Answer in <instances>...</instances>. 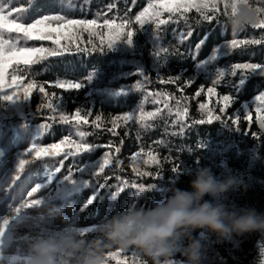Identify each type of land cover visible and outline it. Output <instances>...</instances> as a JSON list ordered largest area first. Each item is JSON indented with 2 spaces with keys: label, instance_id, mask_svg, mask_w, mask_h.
I'll use <instances>...</instances> for the list:
<instances>
[{
  "label": "trees",
  "instance_id": "16d2710c",
  "mask_svg": "<svg viewBox=\"0 0 264 264\" xmlns=\"http://www.w3.org/2000/svg\"><path fill=\"white\" fill-rule=\"evenodd\" d=\"M153 0H15L12 6L30 9L26 13L25 22H31L44 15H65L68 19H96L103 25L105 18L114 19L120 23L119 17L127 16L132 21L134 34L131 42L126 36L113 42L107 47V29L101 28L104 33L105 43H101L100 36L90 37L87 32L81 34L80 41L71 45V51L57 57H50L48 61L40 65L32 66L27 71L17 75H23L27 83L36 80L44 83L46 90L55 92L59 97L57 107L73 113L76 109L92 112L88 118L89 124L77 128L74 125H63L52 120H46L50 115L46 110L40 112L38 105L43 102V94L34 91L29 98L16 97L13 100L0 99V183L3 190L0 191V219L10 218L26 200L27 192L36 183H46V172L60 166V157H45L39 161H33L25 165V170L20 173V179L12 184L11 177L16 175V165L20 158L32 160V156H22L31 147L33 142L41 146L58 143L65 136L71 135L73 140H80L78 132L88 133L83 139L89 144H107L113 142L121 146L119 157L124 161V171L117 172L129 182L142 183L145 186L154 184L141 198L136 189L128 187L115 200L109 199V189L99 192L95 203L86 211L80 212V207L92 194L93 189L81 188L78 192H71L63 199H69L73 210L66 215L70 220L61 224L57 221L49 225L45 222L38 224L24 223L17 226L15 235L28 237L35 235L46 227H92L108 216L117 208L127 207L130 201H138L145 207L165 199L171 195L173 187L190 190V181L200 167H208L219 179L231 175L238 181V186L225 193V203L234 202L238 208H252L258 213H264V132L255 121V97L259 91H264V75L252 73L237 90L235 85L241 78L238 73L231 75V66L235 63L261 62L264 63V45H252L240 47L229 51L226 41L233 38L251 39L264 36V29H253L248 26L242 31L233 33L225 26L227 16L221 14L217 21L211 23L202 21L195 9L187 13L185 21L181 17H174L175 22L163 25L160 30L154 23L147 22L143 25L135 21L138 15ZM256 6H264L260 0H251ZM12 3V0H9ZM110 4L116 7L108 10ZM222 7V6H221ZM169 14L164 13L161 19H168ZM197 21H200L197 23ZM191 30L192 36L181 41L180 33ZM176 33V34H175ZM204 45L196 51V45L202 40ZM97 46L96 51L78 52L76 47L91 49L92 44ZM40 46V42H29L28 46ZM46 47H54L51 42H44ZM161 48H167V53H159ZM102 49V50H101ZM179 49L181 54L173 52ZM173 51V52H172ZM215 51V59H212ZM224 69L226 75L217 85L218 95L231 94L235 101L228 109V114H240L243 116L245 106L252 110V123L249 125L243 119L240 120L239 129L231 125V122L214 121L210 123L194 124V120L202 118L199 104L208 103L215 108L218 96L209 98L206 95L207 87L212 86L211 81L216 78V70ZM11 72V70H10ZM149 77L144 82L143 78ZM169 77L179 79L174 84L160 83V79ZM11 80V75L8 77ZM75 81L81 84L80 88L63 90L54 87L55 81ZM187 80L193 83L189 86ZM137 81L144 83L141 90L135 89ZM205 88V94L199 97L195 93L201 86ZM184 91L180 92L179 89ZM150 93H162L164 95L151 96ZM171 96L172 99H166ZM188 100L177 101L181 97ZM172 108V113L164 107V103ZM186 105L189 108L188 117L183 121L184 132L182 135H173L179 132L180 125H173L177 119L176 109L181 110ZM141 107L145 113L154 112L157 108L161 113L147 123L150 127L143 128L137 121L128 122L127 126H119L114 136L105 131L112 127L111 118L115 115H123L132 112L140 115ZM96 115H101L103 125L101 129H95L91 121ZM227 118V117H225ZM48 123L51 127L42 131L39 125ZM122 125L123 122L121 121ZM258 133L259 135H256ZM163 141V143H157ZM143 147L145 151L153 150L160 159V166L144 165L142 169L153 172L152 177L136 178L131 172L129 157L132 153ZM107 149H97L90 154L77 157H69L64 160L61 173L58 178L67 174V170L86 165H94ZM168 159H165V158ZM146 158V157H145ZM174 161L179 164V171H172ZM161 174L156 177L155 173ZM111 176L112 170H106ZM76 173V178H80ZM86 178L88 173L83 174ZM102 182V181H100ZM116 180H109V184H115ZM55 184L34 194L33 198L47 197L53 192ZM212 200V197L205 196ZM44 206L26 210L30 216H41ZM80 232V231H79ZM91 238L93 233H85ZM205 245L202 264H261L264 259V234L259 231L232 234L218 239L215 233L207 230H196L192 233ZM27 240L20 246L25 251ZM117 251V250H116ZM13 254L7 248L5 255ZM184 257L177 254L173 258L174 264H183ZM152 264L149 257L143 255L135 248L126 249L118 257L110 258V264Z\"/></svg>",
  "mask_w": 264,
  "mask_h": 264
},
{
  "label": "snow or ice",
  "instance_id": "6c2138e0",
  "mask_svg": "<svg viewBox=\"0 0 264 264\" xmlns=\"http://www.w3.org/2000/svg\"><path fill=\"white\" fill-rule=\"evenodd\" d=\"M9 3V0H0V99L13 100L16 97L29 98L33 95L34 91H38L43 94V102L38 105L41 111L46 110L48 114L45 117L46 120H52L63 125H74L79 128L82 125L89 124V117L92 112L87 110L76 109L73 113L62 110L57 107V102L60 96H57L55 92L46 90L44 83H37L36 80H30L27 83L23 80V75H17V72H25L32 66L40 65L45 61H48L50 57H57L65 52L71 51V45L77 44L80 41L81 34L87 32L90 37L100 36L101 43H105L104 33L99 31L101 28L107 29V47H111L113 42L120 40L123 36H126L128 41L131 42V38L134 34V27L132 21L127 16L119 17L120 23H116L114 19L105 18L103 25L97 23L96 19H68L65 15H44L38 19H34L31 22H25L26 13L30 10L24 7H15ZM238 0H153L147 7L143 9L135 17V21L143 25L147 22H152L158 30L163 25L169 22H175L174 17H181L185 21L188 19L187 13L195 9L199 14L202 21L213 22L217 21L218 16L223 14L228 16L235 12L236 4ZM261 4H264V0H260ZM222 6V7H221ZM116 7L115 4H110L108 10L112 11ZM257 20L251 25L253 29H264V6H256ZM164 13H168V19H161ZM200 21H197L199 23ZM176 34V33H175ZM192 36V31L180 33L181 41L186 40ZM40 42V46H28L29 42ZM44 42H51L54 47L44 46ZM92 44V41L89 40ZM205 43L202 39L196 45V51L200 49ZM229 51H233L240 47H247L252 45H264V36L260 38L251 39H236L226 41ZM97 46L92 44L91 49L77 46L76 51H96ZM102 50V49H101ZM169 49L161 48L159 53H167ZM173 52V51H172ZM175 54H181L179 49H176ZM212 59H215V51ZM11 70V72H10ZM240 74L241 78L235 85L238 90L239 86L242 85L248 76L252 73H258L264 75V63L261 62H244L235 63L231 66V75L235 77ZM11 75V80L8 79ZM226 72L224 69L216 70V78L211 81L212 86L207 87L206 95L209 98L218 96L216 101L218 112L215 108L209 107L208 103H200L199 109L202 118L194 120V124L210 123L214 121H223L235 126L239 129L240 120L243 119L249 125L252 121V110L251 108H245L244 114H228V109L232 106L235 101V96L231 94L218 95L217 85L220 84L221 79L224 78ZM158 79H160L158 77ZM179 79L166 78L160 79V83L163 84H174ZM144 82L149 81V77L143 78ZM192 80H187L186 84L191 85ZM54 87L57 89L70 90L81 87V84L75 81L57 80L55 81ZM135 89L141 90L144 88L142 81H137L134 85ZM180 92L184 89L181 87ZM201 94H205V88L202 85L200 89L195 93L196 97ZM151 96L164 95L162 93H150ZM166 99H172L171 96H167ZM255 99V121L259 125V128L264 132V91H259ZM188 97H181V100L177 101V105L181 101H187ZM164 107L168 110V113H172V108L168 105L165 100ZM161 113V109L157 108L154 112L143 111L141 107L140 115L136 116L132 112L124 113L123 115H115L111 118L110 128L104 130L111 133L112 135H118L116 131L119 126H127L130 121H137L141 127L147 128L150 125L147 123L149 119L156 118ZM189 108L185 103L182 110L177 107L176 115L177 119L172 121L173 125H180L179 132L172 133L173 135H182L184 132L183 121L188 117ZM227 117V118H225ZM123 122L121 125L120 122ZM92 126L95 129H101L103 120L101 115H96L91 121ZM51 127L48 123L39 125L40 130L47 131ZM259 135L258 133H255ZM80 140H73L71 135L65 136L58 143L48 144L47 146H41L38 143L33 142L31 147L26 149L22 156H32V160L20 158L16 165V175L11 177L12 184L9 188L20 179V173L25 170V165L31 164L33 161L42 160L45 157H60L63 159L59 161L60 166L55 167L54 170L46 172V183H36L35 186L27 192V197L30 199L26 200L19 207L15 208V213L10 218L4 217L0 219V264H24L25 251L20 246L21 242L28 240V237H20L17 239L15 231L17 226L24 223L38 224L45 222L44 216H30L26 210L35 209L40 206L47 205L50 201L60 200L65 198L71 192H78L81 188L93 189L92 194L86 200V202L80 207L79 211L84 212L90 206H92L97 198L99 192L104 189H109V199L115 200L122 193L126 191L128 187L136 189L138 193L148 191L149 188H154L155 185L151 184L145 186L142 183L129 182V180L122 178L117 172H123L124 168L122 165L124 161L120 159L119 153H121V147L123 140L120 145L117 146L113 142L107 144H89L84 142V137L88 133L80 131L78 132ZM157 143H163L158 141ZM97 149H107L103 152L100 160L94 165H86L84 167L77 168L75 172L72 168L67 170V174L58 178V174L61 173L64 160L69 157H77L83 154H90ZM146 157V158H145ZM165 159H168L167 157ZM131 172L136 178L140 177H152L153 172L142 169L141 162L144 165H156L160 166V159L158 155L151 149L145 151L143 147L139 148L138 151L132 153L129 157ZM173 164L172 171H179V164L174 161H170ZM112 170V175L106 174V170ZM88 173L86 178L83 174ZM76 173L81 174L80 178H76ZM161 174L160 171L155 173L158 177ZM115 179V184H109V180ZM102 181V182H100ZM55 184L53 192L49 193L47 197L33 198L34 194L46 189L50 185ZM3 183H0V191L3 190ZM72 230H77L73 228ZM81 234L92 233L94 231V225L92 227L78 228ZM8 249L13 254L5 255V249ZM125 250H117L110 254L111 258H115L123 254ZM123 264V262H121ZM172 264L174 262L172 261Z\"/></svg>",
  "mask_w": 264,
  "mask_h": 264
},
{
  "label": "clouds",
  "instance_id": "9594fccd",
  "mask_svg": "<svg viewBox=\"0 0 264 264\" xmlns=\"http://www.w3.org/2000/svg\"><path fill=\"white\" fill-rule=\"evenodd\" d=\"M256 20L251 0H238L225 26L236 33ZM236 186L235 177L219 179L208 167H200L190 190L173 187L171 195L148 207L130 201L94 225L91 238L72 227L41 229L27 240L24 264H110L111 253L129 248L149 257L152 264H172L177 254L184 257L183 264H202L206 245L192 235L198 229L215 233L218 239L252 231L264 234V213L225 203L224 194ZM148 191L139 196L143 198ZM72 210L69 199L53 200L44 206L42 216L49 225L64 224Z\"/></svg>",
  "mask_w": 264,
  "mask_h": 264
},
{
  "label": "rangeland",
  "instance_id": "374dc122",
  "mask_svg": "<svg viewBox=\"0 0 264 264\" xmlns=\"http://www.w3.org/2000/svg\"><path fill=\"white\" fill-rule=\"evenodd\" d=\"M246 107L248 108V106H247V105L245 106V108H246Z\"/></svg>",
  "mask_w": 264,
  "mask_h": 264
}]
</instances>
